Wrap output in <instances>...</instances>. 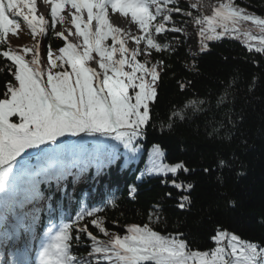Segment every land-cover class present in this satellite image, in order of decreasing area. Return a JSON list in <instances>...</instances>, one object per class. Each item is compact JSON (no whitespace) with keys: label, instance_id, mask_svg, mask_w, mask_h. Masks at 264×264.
<instances>
[{"label":"snow or ice","instance_id":"1","mask_svg":"<svg viewBox=\"0 0 264 264\" xmlns=\"http://www.w3.org/2000/svg\"><path fill=\"white\" fill-rule=\"evenodd\" d=\"M47 3L51 4L52 28L55 29L57 22L68 20L61 15L67 6L68 22L75 31L69 27L68 35L64 31L54 33L65 41L64 46L54 53L49 43L47 65L42 66L38 40L21 49H13L9 43L10 33L19 35L17 18L27 23L34 39L47 34L49 21L36 15V0H0V45L6 46L0 51V57L10 62L5 67L14 77L5 82L3 98H0V193L3 194L0 201L5 212L14 210L21 189L25 198L29 195L35 198L41 180L62 178L60 160L69 149L60 138L66 134L98 133L119 141L132 154L139 150L136 141L145 134L152 119L150 105L157 103L161 76L158 66L164 63L163 60L152 63L147 56L153 49L161 52L169 48L167 43L157 42L159 34L184 30L174 24L167 26L173 21V13L184 12L199 26L201 52L209 50L208 41L226 36L237 38L242 22L250 21L259 35H254L251 30L244 31L246 46L249 51L264 53V16L249 12L235 0H220L213 6L211 14L196 16L182 9L179 0H47ZM199 3L197 0L189 7L195 9ZM110 10L122 17H130L141 34L129 36L123 28L112 23ZM73 35L80 38L79 42L69 40ZM109 37L111 44L107 43ZM128 38L135 41V48L127 47ZM141 41L146 43L143 60L137 59L142 54ZM29 53L31 58L27 59ZM93 60L99 70L90 66L89 62ZM185 87L180 83L181 90ZM189 103L198 107L195 102ZM12 117H18V122H13ZM171 117L183 120V111H173ZM153 151L159 157L164 155L159 144L153 146ZM34 158L36 163H32ZM217 167L230 169L231 165L221 160ZM181 170L195 171L183 162L160 163L150 168L148 174L167 176ZM203 171L208 173L210 169ZM216 179L224 183L223 176ZM171 183L184 191L194 187L191 182L177 183L175 179ZM135 192L133 186L130 194ZM109 203L115 206V201ZM192 203L191 197L184 195L178 207L190 210ZM228 204L235 207L233 200ZM155 207L159 209L160 206ZM100 211V208H82L75 220L59 226L50 221L36 260L14 259L12 264H92L87 257H94L95 264H264V244L242 239L227 229L218 228L211 237L216 242L215 248L193 250L184 238L186 233L162 235L154 230L150 226L153 218L160 219L156 213L149 214V223L127 225L126 233L120 235L109 233L103 217L97 215ZM86 217L92 218L91 225L107 236V240L98 239L89 231L87 223L80 226ZM20 219L17 216L18 224ZM36 219L33 216V224ZM28 228L31 230V225ZM81 234L90 241L87 257L78 252L82 246Z\"/></svg>","mask_w":264,"mask_h":264},{"label":"trees","instance_id":"2","mask_svg":"<svg viewBox=\"0 0 264 264\" xmlns=\"http://www.w3.org/2000/svg\"><path fill=\"white\" fill-rule=\"evenodd\" d=\"M235 2L264 16V0ZM189 5L179 0L182 9L199 15ZM187 17L184 12L173 13V21L167 26L182 28ZM48 18L51 24L50 13ZM55 32L56 28L50 26L43 37L42 66L47 65L44 59L49 43L52 50L64 46L65 41L56 37ZM111 42L109 37L107 43ZM157 42L167 43L169 48L161 52L153 49L150 59L147 57L152 63H164L158 70L161 76L157 103L150 105L152 119L145 134L136 141L139 150L132 154L119 141L98 133L61 137L69 149L60 160L62 178L41 180L35 198H25L21 189L14 210L5 212L0 201V264H12L14 259L30 261L42 234L51 226L50 221L57 226L69 223L82 208H100L97 215L103 217L109 233L120 235L126 233L127 225L142 226L149 223L150 213H156L160 219L156 221L154 217L150 226L162 235L186 233L184 238L193 250L215 248L211 237L218 228L264 244V53L249 51L244 41L226 36L208 42V51L192 54L183 31L159 34ZM11 45L13 49L22 48ZM5 47L0 45V51ZM26 58L30 59L31 53ZM6 64L10 62L0 57V98L5 82L14 80ZM180 83L186 85L183 90ZM190 101L198 107L194 108ZM181 110L183 120L170 118L173 111ZM11 119L18 122L19 118ZM157 144L164 152V161L183 162L195 171L181 170L167 177L149 175L144 166L158 157L153 151ZM221 160L231 168H218ZM32 163H36L35 158ZM204 168L210 172L205 173ZM241 172L243 175H238ZM217 176L224 177L223 184ZM173 179L177 183L191 182L194 187L184 191L173 186ZM133 186L134 195L130 194ZM184 195L193 201L190 210L178 207ZM229 200L235 201V207L229 206ZM110 201H115L114 207ZM17 216L21 218L19 224ZM33 216L37 217L34 224ZM91 219L86 217L80 226L87 223L98 239L107 240L91 225ZM81 242L78 252L87 257L90 241L81 234ZM87 259L95 264L94 257Z\"/></svg>","mask_w":264,"mask_h":264},{"label":"rangeland","instance_id":"3","mask_svg":"<svg viewBox=\"0 0 264 264\" xmlns=\"http://www.w3.org/2000/svg\"><path fill=\"white\" fill-rule=\"evenodd\" d=\"M181 1H184L185 3H188V4L194 3L192 0H181ZM205 1L220 2V0H205ZM36 8H37L36 15L37 16H44L45 19L49 21L48 13H50L51 4L47 3V0H36ZM67 8L68 7L66 6V9ZM195 10L198 11L199 14H201V13L206 14V15L209 14L205 10H202V8L200 6L195 8ZM25 11L27 12L28 9H25ZM116 14H118V13H111V10H110V19H111L112 23H114L115 25L123 28L126 32L129 33V36L140 35L141 34L138 26L134 22L131 21L130 17L127 18V20L129 19L128 22H125L124 24L123 23H118L117 20H116V17H115ZM17 19L19 20V23H20L19 35H14V34L10 33L9 34V43L13 44L15 47H20L21 48V47H23L25 45L32 46L38 40L40 45H41L44 36L43 37L37 36L34 39L33 36H32L31 30L27 26V23L22 18H17ZM248 23L252 24V22H250V21L249 22H242V24L240 25L241 34L236 38V39H240V40L244 41L245 44L247 42V38L242 35V33L244 32V31H242V29H244V27L247 26ZM93 25H94V23H93ZM50 26H51V24L49 22L48 25L46 26L47 29ZM250 26L251 27L247 28V30H251L254 35H259L258 29L253 24L250 25ZM69 27H71L73 29V32L75 31L74 26L71 25V24H68L66 21L64 23L57 22V24L55 26L56 32H61V31L67 32V28H69ZM182 28L184 29L183 30L184 35L186 36V38L188 40V49H189V51L192 54H195L196 52L200 51V37L198 35L199 26H197L194 23H192V17H187L186 18V25L182 26ZM69 37H70V40L73 43L79 42L80 38H78V37H76L74 35L73 36H69ZM208 42H210V41H208ZM127 47H129L130 49L135 48L136 47L135 41L130 39V38H128ZM139 47L142 50V54L141 55L145 56L143 54V49L146 47V43L141 41ZM39 51H40V56H42V50L40 49ZM53 51L55 53L58 50H53ZM93 55L95 56L96 54L93 53ZM147 57L150 59V56H147ZM44 60H45V63L47 64V56L45 57ZM93 61H95V60H93ZM93 61L89 62L91 67H92V62ZM97 69H98V65H97ZM158 70H160V65L158 66ZM160 163H163V164H166V165H172V164L167 163L166 161H164L163 157H159L158 156V157H155L153 159H150L145 164L144 171L148 173V170L150 168H152L154 165H159ZM170 174H172V173H168L167 176L170 175ZM149 175H162V174L153 173V174H149ZM162 176L167 177L165 175H162ZM44 239H46V236H45ZM36 257L34 258V261L36 260Z\"/></svg>","mask_w":264,"mask_h":264},{"label":"bare ground","instance_id":"4","mask_svg":"<svg viewBox=\"0 0 264 264\" xmlns=\"http://www.w3.org/2000/svg\"><path fill=\"white\" fill-rule=\"evenodd\" d=\"M194 3H196L197 2V0H192ZM218 2H215V1H205V0H200V3H199V6L202 8V10H205L206 12H208L209 14H211L212 13V10H213V6H215L216 4H217ZM68 8L66 9H64V11L61 13V15H65L66 17H68V20H70V16L68 15ZM116 20H117V22L118 23H125V22H128L129 21V19L127 20V18H125V17H122V16H120L119 14H116ZM68 20H66V22L68 23V24H70L69 22H68ZM65 35H68V33L67 32H65ZM69 40H70V37H69ZM119 54H117V56H118ZM92 67H95V68H97V63L95 62V61H93L92 62Z\"/></svg>","mask_w":264,"mask_h":264}]
</instances>
